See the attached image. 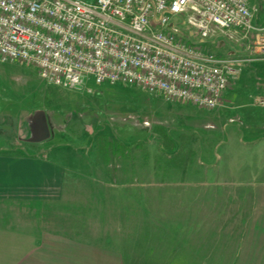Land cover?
Returning <instances> with one entry per match:
<instances>
[{
	"label": "rangeland",
	"instance_id": "374dc122",
	"mask_svg": "<svg viewBox=\"0 0 264 264\" xmlns=\"http://www.w3.org/2000/svg\"><path fill=\"white\" fill-rule=\"evenodd\" d=\"M249 2L257 8L255 23L256 18L264 22V0ZM177 26L186 28L181 19ZM189 29L200 39L197 28ZM252 37L219 34L202 47L226 59V53H218L224 41L235 57L249 60ZM263 65H232L235 73L220 106L205 109L131 84L95 85L91 79L78 88L57 87L32 63L0 59V112L15 114L0 115V151L66 153L71 165L93 171V180L80 181V187L116 188L114 201L134 203L133 211L121 207L115 222L116 234L119 228L124 236L116 245L136 253L133 264H162L164 252L179 259L173 250L180 235H186L187 264H264ZM41 114L52 135L34 143L33 127ZM101 135L127 145L126 153L113 150L105 163L98 148ZM166 138L175 146H167ZM177 150L183 153L179 158ZM108 196L97 197L105 203ZM15 213L6 215L10 229L0 232L11 239L37 234L38 217L31 216L29 225L25 214ZM168 229L163 250L162 232ZM21 250L6 249L13 261Z\"/></svg>",
	"mask_w": 264,
	"mask_h": 264
},
{
	"label": "built area",
	"instance_id": "2783aa9c",
	"mask_svg": "<svg viewBox=\"0 0 264 264\" xmlns=\"http://www.w3.org/2000/svg\"><path fill=\"white\" fill-rule=\"evenodd\" d=\"M257 13L249 0H0V59L32 63L57 87L124 83L211 109L235 69L202 43L254 33L264 53Z\"/></svg>",
	"mask_w": 264,
	"mask_h": 264
},
{
	"label": "crops",
	"instance_id": "0c3cea01",
	"mask_svg": "<svg viewBox=\"0 0 264 264\" xmlns=\"http://www.w3.org/2000/svg\"><path fill=\"white\" fill-rule=\"evenodd\" d=\"M256 22L258 25H264V22L260 23L257 18ZM251 35L253 46L249 51L253 55L249 60L235 57L233 47H228L224 41L219 42L218 53H226V59L234 66L239 62L263 63L264 53L254 48L256 37L254 33L249 37ZM94 84L98 85L95 82ZM0 115L15 114L0 112ZM61 153L63 152H56L55 155L52 153L51 157H48L44 152L24 154L0 151V229H10L11 220L6 215L12 212L25 214L29 225L31 216L35 219L38 217L35 223L39 228L37 234L34 232L31 235H23L21 239H11L9 234L0 232V264H133L131 258L136 253H126L124 247L116 245L124 242V236L119 228L116 234L115 222L118 221L117 212L120 208L133 211L134 203H125V207L117 197L114 201V196L118 193L116 188H105L104 193L105 190L80 187V181L93 180L90 177L93 171L84 170L78 164L71 165L67 161V154ZM98 195H110L111 198L108 196L104 203V200L98 199ZM106 215L112 216L113 224L106 220ZM48 216H52V219L47 220L45 217ZM162 220L167 222L166 219ZM110 225H113V230ZM162 235L164 250L167 246L166 235H170L169 229L165 233L162 232ZM185 236L177 237V245L173 250L179 253V259L177 255L173 259V256H168L170 253L164 252L160 261L162 264H187L188 247H185L183 241ZM136 239L138 238H134ZM16 248L23 250L13 261V252L6 249L14 251Z\"/></svg>",
	"mask_w": 264,
	"mask_h": 264
},
{
	"label": "trees",
	"instance_id": "16d2710c",
	"mask_svg": "<svg viewBox=\"0 0 264 264\" xmlns=\"http://www.w3.org/2000/svg\"><path fill=\"white\" fill-rule=\"evenodd\" d=\"M98 142H99V148L101 150V155L103 156L105 162L111 161L112 157L114 156L112 155L113 150L116 154L117 153L125 154L126 149L128 147L127 145H124L119 141L117 142L111 141L106 135H101ZM166 145L172 148L174 144L172 141H170V139L166 138ZM181 154L183 153H181L180 150H177L176 155L178 156V158L181 157Z\"/></svg>",
	"mask_w": 264,
	"mask_h": 264
},
{
	"label": "water",
	"instance_id": "95a60500",
	"mask_svg": "<svg viewBox=\"0 0 264 264\" xmlns=\"http://www.w3.org/2000/svg\"><path fill=\"white\" fill-rule=\"evenodd\" d=\"M34 137L31 139L35 142H41L48 140L52 135L50 130L49 121H47L44 114H41L40 118L36 119V125L33 127Z\"/></svg>",
	"mask_w": 264,
	"mask_h": 264
}]
</instances>
